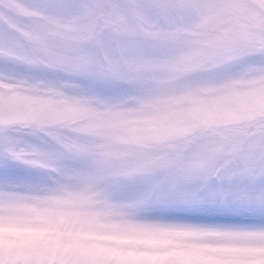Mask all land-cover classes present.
Wrapping results in <instances>:
<instances>
[{
	"label": "clouds",
	"instance_id": "clouds-1",
	"mask_svg": "<svg viewBox=\"0 0 264 264\" xmlns=\"http://www.w3.org/2000/svg\"><path fill=\"white\" fill-rule=\"evenodd\" d=\"M0 58L124 86L0 69V158L46 171L0 183V264H117L146 192L222 161L264 186V0H0Z\"/></svg>",
	"mask_w": 264,
	"mask_h": 264
},
{
	"label": "rangeland",
	"instance_id": "rangeland-1",
	"mask_svg": "<svg viewBox=\"0 0 264 264\" xmlns=\"http://www.w3.org/2000/svg\"><path fill=\"white\" fill-rule=\"evenodd\" d=\"M6 62H8L7 65H3ZM18 64L0 58V69L12 74H15L14 72L19 73L15 75L28 76L33 79L51 82H70L77 88L106 98L116 97L124 91V86L115 81L103 80L92 76H70L56 69L43 66L20 64V69H24V73H20L16 70ZM33 142L40 144L47 143L46 138H34ZM3 163L10 165V167L5 173L4 171H0V183L31 184L38 177L37 182L46 179V171L38 167L0 158V167L4 166ZM18 165H24L23 167L29 169L34 168L32 170L33 173L29 172L22 179L17 178L12 174H17L16 168L13 166ZM28 177H31L32 180L28 181ZM243 184L248 187L251 194L258 196L264 191V186ZM137 190V187L131 188L129 195L134 194ZM154 211H161V215H165L164 212L168 211L169 213H173L172 216L184 213H200L165 206L145 209L142 214L148 217H156L149 216ZM226 222L238 227L264 226V212L254 210L233 213L230 214V219ZM139 233H141L140 236L124 238L126 242L136 245V247L130 248L122 254L128 261V264H264V246L232 244L217 240L208 235L180 233L154 236L142 232Z\"/></svg>",
	"mask_w": 264,
	"mask_h": 264
},
{
	"label": "snow or ice",
	"instance_id": "snow-or-ice-1",
	"mask_svg": "<svg viewBox=\"0 0 264 264\" xmlns=\"http://www.w3.org/2000/svg\"><path fill=\"white\" fill-rule=\"evenodd\" d=\"M64 63L65 58L51 54L50 67H61ZM231 166V161H222L205 175L196 178L183 176L165 179L155 184L136 204L141 213L145 209L167 206L204 215L148 217L142 214L128 227L154 236L198 234L232 244L264 246V226L238 227L226 222L233 213L264 212V191L257 196L251 194L245 184L235 182ZM112 259L107 257V264H112ZM117 264H128V261L122 255Z\"/></svg>",
	"mask_w": 264,
	"mask_h": 264
}]
</instances>
